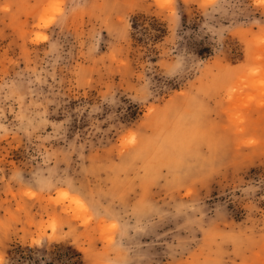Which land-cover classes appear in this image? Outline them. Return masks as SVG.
Segmentation results:
<instances>
[{"label":"rangeland","instance_id":"obj_1","mask_svg":"<svg viewBox=\"0 0 264 264\" xmlns=\"http://www.w3.org/2000/svg\"><path fill=\"white\" fill-rule=\"evenodd\" d=\"M101 260L264 264L258 0H0V264Z\"/></svg>","mask_w":264,"mask_h":264},{"label":"clouds","instance_id":"obj_2","mask_svg":"<svg viewBox=\"0 0 264 264\" xmlns=\"http://www.w3.org/2000/svg\"><path fill=\"white\" fill-rule=\"evenodd\" d=\"M216 86L215 82L209 81L208 87ZM195 104L193 99L187 109L176 106H170L156 114V124L159 126V134L154 136L145 148V154L170 155L177 151L184 143L189 134L192 122L196 113L192 105ZM103 264V260L100 261Z\"/></svg>","mask_w":264,"mask_h":264},{"label":"trees","instance_id":"obj_3","mask_svg":"<svg viewBox=\"0 0 264 264\" xmlns=\"http://www.w3.org/2000/svg\"><path fill=\"white\" fill-rule=\"evenodd\" d=\"M140 21L142 22L141 24H140ZM144 21H148L147 18H143V19L135 18L133 20L132 28L136 29V28H138V26L144 27V25H145ZM152 26H153V28L151 29V31H157L159 33L163 32L160 24L156 20H152ZM144 29H145V31L148 30L146 27H144ZM156 37L157 36H155V38Z\"/></svg>","mask_w":264,"mask_h":264},{"label":"snow or ice","instance_id":"obj_4","mask_svg":"<svg viewBox=\"0 0 264 264\" xmlns=\"http://www.w3.org/2000/svg\"><path fill=\"white\" fill-rule=\"evenodd\" d=\"M258 2H259L261 5H264V0H258ZM44 39H47V37H44Z\"/></svg>","mask_w":264,"mask_h":264}]
</instances>
